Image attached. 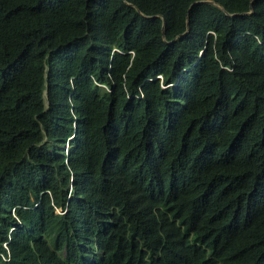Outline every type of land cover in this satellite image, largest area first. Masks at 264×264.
<instances>
[{
    "label": "trees",
    "instance_id": "1",
    "mask_svg": "<svg viewBox=\"0 0 264 264\" xmlns=\"http://www.w3.org/2000/svg\"><path fill=\"white\" fill-rule=\"evenodd\" d=\"M0 254L264 264V0H0Z\"/></svg>",
    "mask_w": 264,
    "mask_h": 264
},
{
    "label": "built area",
    "instance_id": "2",
    "mask_svg": "<svg viewBox=\"0 0 264 264\" xmlns=\"http://www.w3.org/2000/svg\"><path fill=\"white\" fill-rule=\"evenodd\" d=\"M4 247L6 248V246L4 245ZM7 249V248H6ZM0 258L4 261H7L9 259V256L8 257H5L4 255H1L0 254Z\"/></svg>",
    "mask_w": 264,
    "mask_h": 264
},
{
    "label": "rangeland",
    "instance_id": "3",
    "mask_svg": "<svg viewBox=\"0 0 264 264\" xmlns=\"http://www.w3.org/2000/svg\"><path fill=\"white\" fill-rule=\"evenodd\" d=\"M44 101H45V105L47 106V96H46V93H44Z\"/></svg>",
    "mask_w": 264,
    "mask_h": 264
},
{
    "label": "water",
    "instance_id": "4",
    "mask_svg": "<svg viewBox=\"0 0 264 264\" xmlns=\"http://www.w3.org/2000/svg\"><path fill=\"white\" fill-rule=\"evenodd\" d=\"M196 4H197V3H194L193 6L196 5Z\"/></svg>",
    "mask_w": 264,
    "mask_h": 264
}]
</instances>
